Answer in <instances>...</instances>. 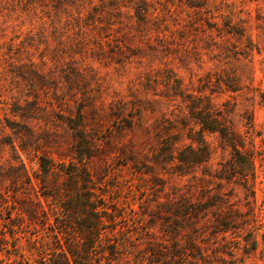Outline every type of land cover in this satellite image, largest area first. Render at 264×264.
I'll return each mask as SVG.
<instances>
[{
	"label": "rangeland",
	"instance_id": "rangeland-1",
	"mask_svg": "<svg viewBox=\"0 0 264 264\" xmlns=\"http://www.w3.org/2000/svg\"><path fill=\"white\" fill-rule=\"evenodd\" d=\"M71 161L105 223L88 264L108 236L129 259L171 246L175 218L207 264H264V0H0V264H50L56 235L80 245L87 210L60 222L43 196ZM187 203L201 217L169 214Z\"/></svg>",
	"mask_w": 264,
	"mask_h": 264
},
{
	"label": "trees",
	"instance_id": "trees-1",
	"mask_svg": "<svg viewBox=\"0 0 264 264\" xmlns=\"http://www.w3.org/2000/svg\"><path fill=\"white\" fill-rule=\"evenodd\" d=\"M146 3V0H143V4ZM191 6H200L198 3H190ZM149 13V9L142 7L135 9L134 16L137 17L140 21H145L147 18V14ZM141 24V23H140ZM143 24V22H142ZM202 113V111H201ZM205 115H200L199 122L201 124V131H219V133L226 137L228 136L227 129L224 127H216V129H211V127H207L208 121ZM213 119V118H211ZM211 121V120H210ZM201 144L203 147L199 149H204V145H206V140L203 137L201 140ZM238 141L233 139L231 141V145L236 154L240 155L241 163L237 162L238 157L234 159V165H231L230 168H233L234 172L240 174L243 178H248L247 171L252 170L254 167V159L252 155L245 156L241 154L240 149L238 148ZM191 150H194L191 148ZM82 152V151H81ZM245 156V159L243 156ZM87 156L86 153H82V157L80 159ZM72 168L67 171L70 175V179L67 183L60 187L58 193L45 192L43 196L45 198H53L55 201L52 203L50 208L54 211L56 215V220H60V222H64L63 218H60L62 210L68 212H74L78 209V206H81L82 210H87V214L85 217L90 223H80L79 236H80V245H72L69 241H66L65 244L62 242L59 235H56L57 242H60V245L56 247L54 250L48 253L53 254L52 257H49L51 260L50 264H88V260L93 258L96 255V244L100 243L103 239L102 230L104 229V222L102 216L99 217H90L92 216L91 212H100L98 208L92 205L94 202V195L92 194L93 190L88 184L90 181V174L88 169L78 162L71 161ZM250 169H249V168ZM247 169V171L245 170ZM241 170V171H239ZM45 194V195H44ZM49 204V203H48ZM56 204V205H55ZM216 203H212L211 205H215ZM51 205V204H49ZM80 208V207H79ZM204 207L200 204L196 205L194 203H187L184 208L178 210H172L169 214L176 215L177 217L189 218V217H201L200 215L204 211ZM207 210V209H206ZM46 218L48 217L47 212ZM178 219L175 218L171 223L172 229L174 232L164 231L168 237H172L173 241L171 246L167 243H149L142 250H139L136 255L132 259H129L131 252L128 251L129 243L132 242L127 238H117L115 242H112L111 237H106V243L103 251H101L100 259L97 260V264H207V259L204 257L206 254L202 251V249L195 244L194 240H189L186 246L184 244H180L177 241L174 242L175 234L180 228ZM113 222V220L111 219ZM68 225L66 222L64 223ZM17 227V228H16ZM67 227V226H66ZM15 230L19 229V225L16 223L14 225ZM105 228H111L114 230L115 228L112 226H107ZM151 228V227H150ZM17 231L16 233H18ZM148 234H151V229L147 230ZM129 242V243H127ZM47 251V249L45 250ZM104 258V259H103ZM133 261V262H132ZM232 264H235L234 262Z\"/></svg>",
	"mask_w": 264,
	"mask_h": 264
}]
</instances>
